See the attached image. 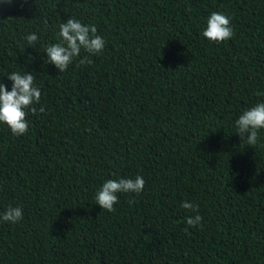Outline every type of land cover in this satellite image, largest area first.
<instances>
[{"label":"trees","instance_id":"trees-1","mask_svg":"<svg viewBox=\"0 0 264 264\" xmlns=\"http://www.w3.org/2000/svg\"><path fill=\"white\" fill-rule=\"evenodd\" d=\"M213 11L231 18L224 43L202 35ZM70 17L105 47L60 73L44 49ZM14 71L42 95L25 135L0 124V214L23 209L0 222V264H264V129L253 147L235 126L264 102V0L14 3L0 15L9 91ZM137 175L142 193L96 205L106 180Z\"/></svg>","mask_w":264,"mask_h":264},{"label":"clouds","instance_id":"clouds-1","mask_svg":"<svg viewBox=\"0 0 264 264\" xmlns=\"http://www.w3.org/2000/svg\"><path fill=\"white\" fill-rule=\"evenodd\" d=\"M14 3L21 6L29 3V0H0V15L4 6L11 7ZM60 42L49 44L44 52L47 54L46 63L54 65L63 73L69 66L80 57L83 50L88 55L79 59V64H91L93 61L89 56H96L103 52L105 40L97 34V27L94 24H84L80 20L70 17L59 25ZM203 37L212 43L220 44L231 39L234 35L231 18L223 13L213 11L207 18L206 28L202 32ZM29 45H33L38 40L36 33H31L26 37ZM7 79L12 82L9 91L4 83H0V124H5L11 133L17 137L25 135L29 129L27 116L29 111L33 115L38 114L34 105L40 103L41 90L35 86V77L29 72H11ZM45 109L39 108L43 113ZM236 134L241 138L242 144L255 146L259 140L260 130L264 129V102H260L248 109L235 120ZM146 181L140 175L134 178L108 179L95 193L96 205L108 212L115 211V205L119 202V194L135 193L139 195L143 192ZM134 201L130 200V203ZM181 207L185 210L197 213L186 218L187 225L195 227L201 224L203 217L199 215V206L184 201ZM23 219V209L20 206L9 205L0 214V222L17 224ZM187 231V229H186Z\"/></svg>","mask_w":264,"mask_h":264}]
</instances>
